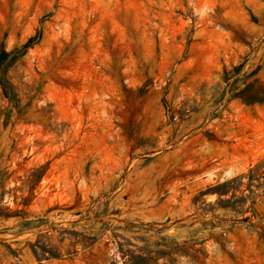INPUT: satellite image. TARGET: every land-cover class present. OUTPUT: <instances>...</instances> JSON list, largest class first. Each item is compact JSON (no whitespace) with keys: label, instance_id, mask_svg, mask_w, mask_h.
<instances>
[{"label":"rangeland","instance_id":"374dc122","mask_svg":"<svg viewBox=\"0 0 264 264\" xmlns=\"http://www.w3.org/2000/svg\"><path fill=\"white\" fill-rule=\"evenodd\" d=\"M0 264H264V0H0Z\"/></svg>","mask_w":264,"mask_h":264},{"label":"trees","instance_id":"16d2710c","mask_svg":"<svg viewBox=\"0 0 264 264\" xmlns=\"http://www.w3.org/2000/svg\"><path fill=\"white\" fill-rule=\"evenodd\" d=\"M14 62L13 52L5 53L0 60V79L3 86L6 85V75L8 67Z\"/></svg>","mask_w":264,"mask_h":264}]
</instances>
